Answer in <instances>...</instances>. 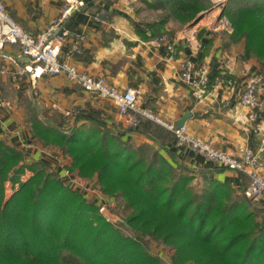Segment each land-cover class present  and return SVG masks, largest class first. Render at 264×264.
I'll use <instances>...</instances> for the list:
<instances>
[{"label": "crops", "instance_id": "1", "mask_svg": "<svg viewBox=\"0 0 264 264\" xmlns=\"http://www.w3.org/2000/svg\"><path fill=\"white\" fill-rule=\"evenodd\" d=\"M181 1L83 0L63 25L69 34L59 46V57L120 88L135 89L141 107L184 126L189 134L216 148H250L264 176V82L258 90L259 106L249 108L239 101L248 78L258 72L264 75V60L244 58L240 41L231 40L222 16L229 0H199L200 11L186 22L170 14ZM62 4L63 0H6L5 8L25 30L37 34L60 12ZM100 10L104 17L97 20L94 16ZM161 35L173 41V54L158 40ZM182 59L206 68L208 84L201 100L179 76ZM29 63L17 44L4 42L0 47V138L25 149L27 161L49 163L53 159L34 135V124L68 129L93 122L135 145L149 144L172 164L204 172L238 193L249 181L246 171L225 167L178 145L173 132L165 127L144 124L143 129H136L113 102L85 91L63 74L35 77L21 72ZM250 110L253 119L246 117ZM182 117L183 123L177 125ZM249 199L264 208V196Z\"/></svg>", "mask_w": 264, "mask_h": 264}, {"label": "trees", "instance_id": "2", "mask_svg": "<svg viewBox=\"0 0 264 264\" xmlns=\"http://www.w3.org/2000/svg\"><path fill=\"white\" fill-rule=\"evenodd\" d=\"M241 1L222 10L230 38L241 41L244 58L264 59V0ZM200 9L199 0H183L170 14L186 22ZM144 124L164 128L142 118L136 129ZM32 131L67 153L71 169L123 199L133 235L64 186L48 163H24L25 151L0 138V264H162L145 244L151 240L169 246L171 264H264V208L230 184L93 122L68 129L38 123ZM26 169L32 173L22 180ZM7 180L17 187L6 198Z\"/></svg>", "mask_w": 264, "mask_h": 264}, {"label": "built area", "instance_id": "3", "mask_svg": "<svg viewBox=\"0 0 264 264\" xmlns=\"http://www.w3.org/2000/svg\"><path fill=\"white\" fill-rule=\"evenodd\" d=\"M5 2L6 0H0V47L4 42L15 43L19 46L21 52L30 60L21 72H29L35 77L41 74H63L70 82L79 85L85 91L113 102L118 112L128 117L131 126H137L142 118L150 119L171 130L178 145L186 146L206 159L225 167L246 171L249 181L242 190L243 195L247 198L264 196V176L259 172L256 156L250 148L246 146L233 150L216 148L210 142L189 134L184 126H176L155 112L141 107L137 103L135 89L120 88L104 76H93L80 71L74 65L60 59L59 46L69 34L63 25L73 11L80 8L83 0H63L60 12L37 34L25 30L6 10ZM103 17L102 10L94 16L97 20H102ZM158 40L166 44L170 53H174L173 41L165 35L159 36ZM1 71L4 69L1 68ZM178 73L180 78L194 89L196 98L201 100L208 82L206 68L202 65L196 66L188 59H182L178 64ZM263 82L262 72L249 77L240 93V103L249 108L259 106L258 90ZM0 103H3L1 98ZM254 115V112L250 110L246 117L253 119ZM56 164V172L66 183L65 185L79 191L89 202L97 206L99 213L108 218L110 216L108 209H113L116 204L114 197L107 196L95 178L86 180L76 171L68 168L66 161L57 158Z\"/></svg>", "mask_w": 264, "mask_h": 264}, {"label": "rangeland", "instance_id": "4", "mask_svg": "<svg viewBox=\"0 0 264 264\" xmlns=\"http://www.w3.org/2000/svg\"><path fill=\"white\" fill-rule=\"evenodd\" d=\"M242 3V1L240 0H237L235 2H231L229 3L230 6H236L238 4ZM224 16V15H222ZM224 19L227 20V23H228V27L230 28V30H232V27L230 25V22L229 20L224 16L223 17ZM241 43V41H240ZM242 44V43H241ZM249 58H253V59H256V60H264V59H257L255 57H249ZM3 140V139H2ZM41 141V140H40ZM5 142V141H4ZM44 144V143H43ZM45 147H47L48 150L51 151V156L53 157L52 161H50L48 164L50 166H48L46 169L48 171H53L54 174L56 175V177H58V179L62 182V184L64 186H66L65 182L63 181V179H61L59 176H58V173L56 172V163H57V158L61 159V161H66V165L68 166V168L71 169V159L69 157V155L65 152H63L58 146L56 145H53V144H45L44 145ZM49 146V147H48ZM24 151H26L25 149H22ZM49 151V152H50ZM26 156L25 155V160H24V163L25 162H30V161H27L26 159ZM37 161V160H36ZM73 170V169H72ZM74 172L76 170H73ZM31 170L30 169H26L24 173H22L20 175V178L22 180H25L30 174H31ZM76 173L78 175H80L81 177H83L84 179L86 178V180H92V178H95V176H92V177H86V176H82L81 174H79L77 171ZM10 181H6L4 184H5V197H9L10 194L13 192V190L17 187V184H9ZM11 183V182H10ZM98 183V182H97ZM99 184V183H98ZM100 186V184H99ZM104 192V191H103ZM107 196H110V194H107L106 192H104ZM114 199H115V206L113 209L109 208L108 209V213H110L109 217L108 218H105V216H103L101 213H99L98 209H97V212L99 214H101L105 220H107L108 222H110L113 226H115L121 233L123 234H127V235H133V232L132 230L129 228V227H126V225L124 224V220H125V217L126 215L129 213V209L127 207H123V199H121L120 196H116L114 195L113 196ZM146 246L149 247L150 251L156 255V256H159L161 258V261H162V264H171L169 262V254H170V248L168 245L162 243V242H159V241H156V240H151L149 241V243L145 242Z\"/></svg>", "mask_w": 264, "mask_h": 264}, {"label": "water", "instance_id": "5", "mask_svg": "<svg viewBox=\"0 0 264 264\" xmlns=\"http://www.w3.org/2000/svg\"><path fill=\"white\" fill-rule=\"evenodd\" d=\"M184 119H185L184 117L180 118V120L177 121V125H181L183 123Z\"/></svg>", "mask_w": 264, "mask_h": 264}]
</instances>
